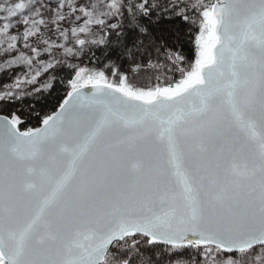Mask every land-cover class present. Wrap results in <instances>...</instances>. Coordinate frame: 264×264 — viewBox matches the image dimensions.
<instances>
[{"label":"snow or ice","instance_id":"snow-or-ice-1","mask_svg":"<svg viewBox=\"0 0 264 264\" xmlns=\"http://www.w3.org/2000/svg\"><path fill=\"white\" fill-rule=\"evenodd\" d=\"M0 264H264V0H0Z\"/></svg>","mask_w":264,"mask_h":264}]
</instances>
